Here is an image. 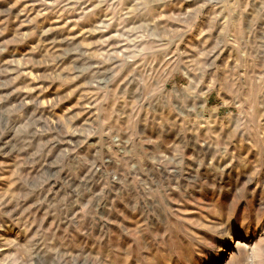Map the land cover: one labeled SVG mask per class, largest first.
<instances>
[{
    "label": "rangeland",
    "instance_id": "rangeland-1",
    "mask_svg": "<svg viewBox=\"0 0 264 264\" xmlns=\"http://www.w3.org/2000/svg\"><path fill=\"white\" fill-rule=\"evenodd\" d=\"M0 264H264V0H0Z\"/></svg>",
    "mask_w": 264,
    "mask_h": 264
},
{
    "label": "bare ground",
    "instance_id": "bare-ground-1",
    "mask_svg": "<svg viewBox=\"0 0 264 264\" xmlns=\"http://www.w3.org/2000/svg\"><path fill=\"white\" fill-rule=\"evenodd\" d=\"M232 244H233V242H231L229 246H231ZM239 245H240V243H236L235 244V246H239ZM224 254L230 255V252L229 251H226Z\"/></svg>",
    "mask_w": 264,
    "mask_h": 264
}]
</instances>
